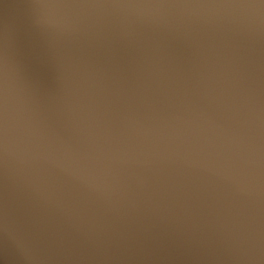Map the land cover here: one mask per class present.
<instances>
[{"label": "water", "instance_id": "obj_1", "mask_svg": "<svg viewBox=\"0 0 264 264\" xmlns=\"http://www.w3.org/2000/svg\"><path fill=\"white\" fill-rule=\"evenodd\" d=\"M86 16L92 31L107 24L87 52L51 29L34 0H0L4 72L17 107L32 108L37 90L59 93L69 76L87 85L104 73L126 85L122 118L129 128L100 143L159 159L106 169L76 206L46 201L30 166L18 164L15 186L0 197V264H241L259 231V194L253 216L246 171L199 152L221 133L192 123V88L229 95L240 74L252 70L258 79L259 22L217 8ZM101 57L110 62L99 66Z\"/></svg>", "mask_w": 264, "mask_h": 264}, {"label": "snow or ice", "instance_id": "obj_2", "mask_svg": "<svg viewBox=\"0 0 264 264\" xmlns=\"http://www.w3.org/2000/svg\"><path fill=\"white\" fill-rule=\"evenodd\" d=\"M48 26L85 52L94 49L99 31L87 26L86 13L94 10L217 8L240 10L259 22L264 38V0H34ZM64 61L63 48L59 52ZM101 57L100 65L109 63ZM126 85L113 82L104 73L87 85L75 76L66 78L61 91L44 96L36 91L32 108L17 107L4 72L3 41L0 38V197L15 186L13 170L20 163L30 166V174L46 201L60 206H76L88 200L93 181H100L106 169L118 164L158 160L141 158L130 152L109 149L113 132L129 125L122 118V91ZM233 93L201 94L198 85L192 123L220 130L208 138L199 152L217 155L231 169L243 168L250 177L247 209L254 216L259 194V231L241 264H264V55L258 79L254 71L240 74ZM103 138L105 144L100 143ZM89 178V179H85Z\"/></svg>", "mask_w": 264, "mask_h": 264}]
</instances>
